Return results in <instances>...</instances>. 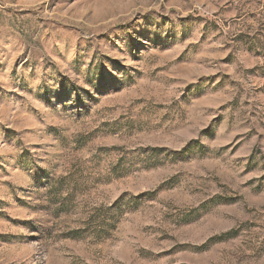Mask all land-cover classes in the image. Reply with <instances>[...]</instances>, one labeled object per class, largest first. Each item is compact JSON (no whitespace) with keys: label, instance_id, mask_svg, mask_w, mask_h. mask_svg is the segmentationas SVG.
I'll return each instance as SVG.
<instances>
[{"label":"rangeland","instance_id":"1","mask_svg":"<svg viewBox=\"0 0 264 264\" xmlns=\"http://www.w3.org/2000/svg\"><path fill=\"white\" fill-rule=\"evenodd\" d=\"M0 264H264V0H0Z\"/></svg>","mask_w":264,"mask_h":264},{"label":"trees","instance_id":"2","mask_svg":"<svg viewBox=\"0 0 264 264\" xmlns=\"http://www.w3.org/2000/svg\"><path fill=\"white\" fill-rule=\"evenodd\" d=\"M155 152H157V151L155 150Z\"/></svg>","mask_w":264,"mask_h":264}]
</instances>
